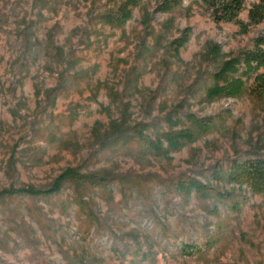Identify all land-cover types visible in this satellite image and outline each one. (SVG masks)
<instances>
[{
    "label": "rangeland",
    "instance_id": "rangeland-1",
    "mask_svg": "<svg viewBox=\"0 0 264 264\" xmlns=\"http://www.w3.org/2000/svg\"><path fill=\"white\" fill-rule=\"evenodd\" d=\"M222 2L0 0V192L114 177L0 197V264H264V184L228 177L264 156V67L216 74L264 21ZM191 128L163 154L139 137Z\"/></svg>",
    "mask_w": 264,
    "mask_h": 264
},
{
    "label": "trees",
    "instance_id": "trees-1",
    "mask_svg": "<svg viewBox=\"0 0 264 264\" xmlns=\"http://www.w3.org/2000/svg\"><path fill=\"white\" fill-rule=\"evenodd\" d=\"M169 2V1H168ZM246 0H227V2L220 3L218 9H222L221 13H219L220 18L218 21H231L234 19L237 14L242 10V7ZM167 4V3H166ZM257 8V12H252L251 14V23L253 25H258L264 21V0H259V4L255 6V10ZM220 46H216L213 43H208L206 45L207 54L213 58H219L221 56V50L219 51ZM237 58H233L229 61H225L222 63L221 67L218 69L216 74L219 75L225 74V71H228L231 67H241V68H252L254 66L264 67V31L261 32L257 38L254 40L253 47L250 49H245L241 51ZM218 75H216L218 77ZM138 81V80H137ZM188 120L195 121L198 126H203L206 124L205 120H197L194 114L188 115ZM114 130H118L121 124L114 123ZM182 131V132H181ZM181 132V133H179ZM177 131H169L164 134L163 140L158 136L157 141H152V137L150 135L144 134L141 132L139 137L142 138L146 145L151 144L154 145L155 150L158 154L162 151L169 152L171 147L174 146V138L176 136L185 138L186 140H195L197 139L199 133L195 134L194 129H185ZM176 134V136H174ZM151 139H149V138ZM164 141H167L168 148H165ZM235 170L232 171V174L228 175L229 179L232 182L241 181V185L246 184L248 187H252L256 182H262L264 184V156H259L254 160L246 161V162H236L234 164ZM239 173V174H236ZM114 177L111 174H99V173H89L84 174L75 168H67L63 172H61L58 177L55 179L54 183L48 188H35L33 186L22 187V188H14L11 187L9 189H5L0 192V197L4 196H17V195H30L33 197H47L53 195H59L64 188V185L69 182H76L80 185L89 186L92 188H97L101 185H109L112 183ZM184 186H189L188 183H185ZM253 188V187H252ZM192 190V189H191ZM183 250L186 254H198L201 253L202 250L195 245H185Z\"/></svg>",
    "mask_w": 264,
    "mask_h": 264
}]
</instances>
